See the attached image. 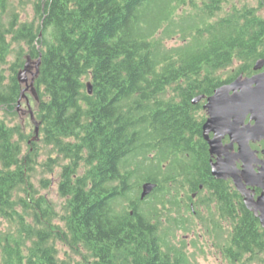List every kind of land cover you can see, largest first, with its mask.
<instances>
[{
  "label": "trees",
  "instance_id": "16d2710c",
  "mask_svg": "<svg viewBox=\"0 0 264 264\" xmlns=\"http://www.w3.org/2000/svg\"><path fill=\"white\" fill-rule=\"evenodd\" d=\"M254 1L220 16L229 0H39L34 21L20 22V6L0 0V66L15 55L8 81L0 74V112L15 115L25 46L41 58L33 112L41 143L65 161L59 217L40 192L50 181L31 182L35 144L24 152L26 136L0 117V264H64L58 244L81 254L79 264H99L97 252L126 258L131 242L148 240L125 205L139 206L143 182L187 177L178 156L204 157L190 101L264 58V0ZM177 35L181 43L168 46ZM234 61L240 68L225 73ZM226 198L216 197L219 208L244 209L234 191Z\"/></svg>",
  "mask_w": 264,
  "mask_h": 264
},
{
  "label": "flooded vegetation",
  "instance_id": "af4514ba",
  "mask_svg": "<svg viewBox=\"0 0 264 264\" xmlns=\"http://www.w3.org/2000/svg\"><path fill=\"white\" fill-rule=\"evenodd\" d=\"M254 73L242 74V77H251ZM208 96L210 95H206V98ZM206 98L196 104L190 101L192 113L202 121L200 131L204 157H198L192 149L187 151L186 156H178L175 159L177 165L181 161L185 162L187 177L178 176L152 182L155 184L154 190L144 199L139 197V206L136 200L125 205L128 220L136 224L142 231V237H147L148 240L138 244L136 241L131 242V252L124 253L126 258H122V253H118L113 259L100 257L97 252L95 261L99 264H131L137 261L136 258H140L144 264H161V259L165 264H264V227L259 218L261 213L259 209H248L244 203L245 195L235 187L234 179L238 177L245 184L244 175L238 173L243 170L244 162L242 158H235L239 146L234 140L231 141L228 133L221 139L220 159L229 155L232 161L222 178L217 179L212 175L211 166L216 162V157L210 154L208 141L202 134V126L208 118V110L204 107ZM241 124L252 127L255 120L247 114ZM258 134L259 139L249 141L253 154L250 162L252 175H256L262 165L259 161L263 160L264 125ZM208 137H213V133L210 132ZM159 182L169 183L172 189L170 198L166 193L169 188L159 187ZM211 185L214 189H211ZM245 190L247 197L256 205L255 202L264 193V183L246 185ZM229 191L236 193L240 204L244 206L243 210L238 209L239 206L235 209L219 208L216 197L225 201ZM155 196L158 203L152 202ZM262 200L264 201V194ZM151 206L157 210H151ZM136 207L141 209L136 211ZM233 215L236 216L234 222L230 218ZM145 230L150 233L147 234ZM176 232L184 234L181 239L173 241ZM136 237L137 235L133 239ZM109 254L110 251L107 255Z\"/></svg>",
  "mask_w": 264,
  "mask_h": 264
},
{
  "label": "water",
  "instance_id": "95a60500",
  "mask_svg": "<svg viewBox=\"0 0 264 264\" xmlns=\"http://www.w3.org/2000/svg\"><path fill=\"white\" fill-rule=\"evenodd\" d=\"M41 58L33 59L30 55H24L23 66L16 72V80L20 86V96L17 106L20 105L23 98H27L25 93H29L35 102H38V95L35 88V81L39 76V67ZM254 73L251 77L243 78L242 74L238 75L234 80L227 84H223L214 89L213 94L206 98L205 95L200 94L193 97V104L198 103L206 98L207 102L204 105L208 110V118L202 126V134L209 144V151L212 156L216 157V162L211 166L212 175L219 179L223 177L224 172H227L228 165L232 159L227 155L224 159H220L222 152L221 139L225 133L231 135V141L234 140L239 148L235 158H242L244 162L243 170L238 173L244 175L245 184L241 182L240 177L234 179L235 187L244 196V203L250 210L260 211V222L264 227V201L262 194L259 199L252 203L251 199L247 197L245 186L264 183V151L263 160L258 170V173L251 174L250 169L251 157L253 154L249 148V141L259 139L258 132L261 131L264 125V58H258L252 67ZM88 94L91 93V84H86ZM27 114L30 115L31 121L34 123V137L33 140L38 139L39 124L34 119V113L30 104L27 102ZM18 110V108H16ZM250 114V118L255 120L254 126H245L241 122L244 117ZM213 133V137L209 138V133ZM264 137V135L262 136ZM155 184L152 182H145L140 187V199L152 193Z\"/></svg>",
  "mask_w": 264,
  "mask_h": 264
},
{
  "label": "rangeland",
  "instance_id": "374dc122",
  "mask_svg": "<svg viewBox=\"0 0 264 264\" xmlns=\"http://www.w3.org/2000/svg\"><path fill=\"white\" fill-rule=\"evenodd\" d=\"M38 1L39 0H14V2L16 3L15 5L17 6L18 4L20 6V8L17 11L20 22L34 21L35 19L34 5ZM233 5H236L237 7H242L243 5L256 6V3L254 0H229L228 3L222 5L223 9L221 11L222 13L220 16H223L224 13L227 12ZM261 15L264 17V9L261 10ZM180 43L181 41L178 35L167 41L168 46L178 45ZM22 49L24 51L23 54L27 55L28 48L24 46ZM9 62L10 64H5V65L0 66V74H2L1 71H3L5 82L8 81L7 79H9V76L11 75L10 67H11V64L15 62V55H12L11 58H9ZM240 65H241V62L234 61L232 65L226 68L224 72L228 73L230 71L238 70L240 68ZM25 96L27 98H23L21 100L20 105L16 106L18 110L15 108L14 116H9L4 112H0V117L5 119L6 122L10 126H19L20 131L24 134V136H26L27 139L25 143H23V147H22L24 152L28 150L29 146L32 143L35 144L34 149L37 153V165L35 166V171L31 174L32 176L31 182L35 187L40 189V181L42 179H45L46 181L47 180L50 181L49 188L44 189V190L40 189V192L41 194H44L46 196V198L51 204H53L54 209H56V211L58 212V216L60 217L61 207L63 205L64 199L61 198V196L57 192V182H58V177L61 171V167L59 165L64 164L65 161L62 160L61 157H56L55 154L53 155L51 153V148L41 143L40 133H38V139L33 140V137L35 135L34 134L35 126H34V123L30 119V115L27 114L26 111L28 109V106H27V102H28L31 106L32 111L34 112L35 101L29 93H25ZM49 157H53L55 160L53 162H48L46 165V161ZM167 191H172L171 187H169ZM2 222H5V221L2 220ZM183 234H184L183 232H176V235L173 238V241L176 240V238L181 239ZM57 246H58L57 247L58 248V258L64 264H79L80 262L83 261L81 254L75 252L74 250L66 248L65 246L61 244H58ZM82 254L86 255L84 251H82Z\"/></svg>",
  "mask_w": 264,
  "mask_h": 264
}]
</instances>
